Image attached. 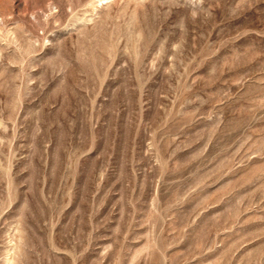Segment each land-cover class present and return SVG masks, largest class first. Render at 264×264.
Listing matches in <instances>:
<instances>
[{
    "label": "rangeland",
    "instance_id": "1",
    "mask_svg": "<svg viewBox=\"0 0 264 264\" xmlns=\"http://www.w3.org/2000/svg\"><path fill=\"white\" fill-rule=\"evenodd\" d=\"M0 264H264V0H0Z\"/></svg>",
    "mask_w": 264,
    "mask_h": 264
}]
</instances>
